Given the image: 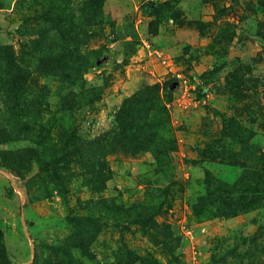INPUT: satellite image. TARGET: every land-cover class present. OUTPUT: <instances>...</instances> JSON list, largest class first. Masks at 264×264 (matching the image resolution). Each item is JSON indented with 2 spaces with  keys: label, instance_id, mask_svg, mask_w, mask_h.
<instances>
[{
  "label": "rangeland",
  "instance_id": "obj_1",
  "mask_svg": "<svg viewBox=\"0 0 264 264\" xmlns=\"http://www.w3.org/2000/svg\"><path fill=\"white\" fill-rule=\"evenodd\" d=\"M84 1L0 0V264H56L57 251L92 264L84 249L99 264H264V181L245 192L260 167L264 180V0H103L101 26L74 33L89 64H101L82 80L101 99L73 113L82 144L114 128L129 98L124 119L154 125L161 116L143 110L150 89L174 81L179 185L162 177L165 197L144 185L159 180L151 151L102 153L110 179L99 193L87 166L53 167L38 147L39 102L56 110L80 92L39 73L38 55L59 37L56 14L78 15ZM114 200L142 204L150 227L105 210L99 221L73 218L80 205Z\"/></svg>",
  "mask_w": 264,
  "mask_h": 264
},
{
  "label": "trees",
  "instance_id": "obj_2",
  "mask_svg": "<svg viewBox=\"0 0 264 264\" xmlns=\"http://www.w3.org/2000/svg\"><path fill=\"white\" fill-rule=\"evenodd\" d=\"M81 11L80 14H73L75 6H71L69 12H59L55 16L56 26L55 29L59 32V37H53L47 48H42L38 58L40 64L38 67L39 73L43 75H52L55 80L61 83L69 82L68 86L77 87L80 89L79 93L71 91L68 98L61 101L59 108L52 109L46 108L44 102H39V107L36 112L32 114V123L36 125L39 130L40 138L37 140L39 149L44 152L51 161L53 167H63L64 165H72L82 163L89 168V175L92 176V181L89 185L101 193L104 189L106 180L110 179L109 167L106 160L103 158L102 153H115L123 152L131 155H138L143 151H151L154 158V166H156L155 175L159 177L157 183L152 179H145L144 185L150 190L160 191V195L167 196V189L165 186H160L163 182L162 177H169L171 184L175 183V165L173 162L172 154L178 150V142L175 136L172 119L170 116L167 103H170L173 98L174 81L168 80L163 85L158 86L159 89L151 88L152 97L150 98L151 104L146 102L143 110L149 109L145 114L156 113L161 117L156 123L147 128L138 124V119L125 120L127 114V107L132 102L133 98H129L125 102V108H121L119 114L116 116L115 127L110 131L104 133L100 137H96L90 141H85L82 144V138L78 134L75 126V116L77 108L82 105V110L89 111L97 103L102 96L100 88H85L83 86V73L91 67H101V64H89L87 57L81 52L80 45L77 44L75 34L78 32H90L92 27L101 26L104 20L103 0H87L78 7ZM66 25L63 29L61 25ZM60 29V30H59ZM75 33V34H74ZM259 37L264 43V31L259 32ZM36 52V50H34ZM97 60V59H96ZM98 61V60H97ZM20 77V74L16 75ZM27 76H25L26 78ZM164 90V100L161 96L157 95L155 90ZM70 119L66 122L65 119ZM161 120V121H160ZM88 143L90 148H95V154L91 153L86 155L84 153V144ZM44 166V163L41 166ZM262 167L259 168V173L255 175L256 185L248 184L245 187V192H252L255 186L263 184L259 181V174ZM56 179L58 174L54 173ZM257 180V181H256ZM179 185V181L176 182ZM155 186V187H154ZM260 191L264 189L261 187ZM232 189H235L232 188ZM242 189V188H236ZM162 191V193H161ZM250 195V197H251ZM160 197V198H161ZM167 199V197H166ZM261 200V199H260ZM116 201H112L111 206L103 204L99 209L102 210V215L98 216V208L95 204L80 205L79 212L74 219L86 220H100L105 216V212H114L115 217L119 221H136L137 223L150 227L152 218L150 212L143 210L142 204H133L128 207L120 205L117 207ZM258 203L260 201L258 198ZM110 204V203H109ZM109 206V208L107 207ZM143 212H146L144 214ZM81 216L82 218H79ZM123 217V218H122ZM122 218V220H120ZM60 263L56 264H86L79 258L69 260L65 254L57 251L55 253ZM72 255V254H70ZM83 257L89 260L92 264H99L97 257L89 249L83 250Z\"/></svg>",
  "mask_w": 264,
  "mask_h": 264
}]
</instances>
